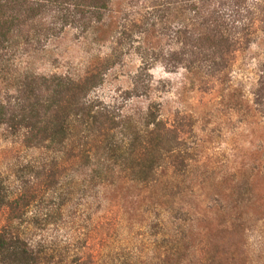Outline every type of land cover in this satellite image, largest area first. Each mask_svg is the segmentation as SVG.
Here are the masks:
<instances>
[{
    "label": "trees",
    "instance_id": "1",
    "mask_svg": "<svg viewBox=\"0 0 264 264\" xmlns=\"http://www.w3.org/2000/svg\"><path fill=\"white\" fill-rule=\"evenodd\" d=\"M115 2L0 0V134L11 146L40 157L0 168V264H90L77 256L75 242L59 236L73 225L67 221L73 220L87 187L115 174L146 186L167 166L174 178L185 174L189 158L182 132L167 128L157 107L134 120L114 116L94 96L123 53L140 60L130 92L137 97L145 94L143 79L154 64L204 86L225 84L236 56L260 43L251 104L264 130V0H124L108 57L83 77L19 70L22 58L67 30L76 38L94 33ZM148 35L157 39L156 46L140 42ZM258 151L264 179V140ZM84 172L78 198L72 200L70 175ZM173 177L171 196L182 193ZM244 188L249 200V179L236 186L240 201H245ZM72 201L74 211L67 217L64 211Z\"/></svg>",
    "mask_w": 264,
    "mask_h": 264
},
{
    "label": "rangeland",
    "instance_id": "2",
    "mask_svg": "<svg viewBox=\"0 0 264 264\" xmlns=\"http://www.w3.org/2000/svg\"><path fill=\"white\" fill-rule=\"evenodd\" d=\"M123 1L116 0L113 12L94 33L76 38L67 30L22 58L19 70L83 77L98 60L108 57ZM140 42L146 47L158 43L152 35ZM260 54L256 42L236 56L226 83L212 87L154 64L143 79L145 94L137 97L130 92L140 60L132 52L122 54L94 96L109 105L114 116L134 120L148 107H157L167 128L182 132L187 169L178 179L167 166L146 186L115 174L87 187L73 220L67 221L73 225L59 233L62 240L66 235L75 242L78 257L90 264H264V179L258 151L264 130L251 104ZM39 158L38 152L11 146L0 134L2 170L14 162ZM86 175H70L72 200L78 198L77 185ZM172 177L182 191L179 195H170ZM247 179L252 195L248 200L244 188L245 201H240L236 186ZM72 204L65 208L67 217L76 202Z\"/></svg>",
    "mask_w": 264,
    "mask_h": 264
}]
</instances>
